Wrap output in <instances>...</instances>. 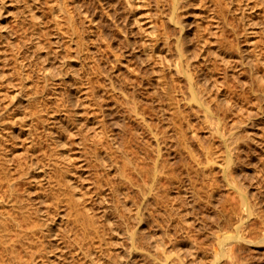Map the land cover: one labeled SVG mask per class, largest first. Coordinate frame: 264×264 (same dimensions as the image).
<instances>
[{"label":"rangeland","instance_id":"obj_1","mask_svg":"<svg viewBox=\"0 0 264 264\" xmlns=\"http://www.w3.org/2000/svg\"><path fill=\"white\" fill-rule=\"evenodd\" d=\"M14 1H17L20 7ZM54 1L59 3L62 0ZM54 1H33L34 5L41 6L38 9L34 8L37 14L40 13L43 16H41L40 26L30 21L31 12L29 13L28 10L30 0L25 2L24 0H4L5 9L2 8L0 13L2 16L0 25H3L5 21L8 24L5 27L4 23V28L10 27L9 33H6L7 38L4 33L7 29L1 31L4 36L0 33V44L9 38L8 43L5 42L6 46L5 43L0 45V64L5 61L4 59L7 62L0 67L2 69L0 75L8 72L6 76L4 74L0 76L2 79V82L0 81V87L2 86V89L0 88L2 92L0 94L2 95L0 125L5 121L10 125L8 126L5 122L7 127L0 126L3 128L0 129L3 130L0 131V139H4L2 144H6L11 149L12 145L16 146L20 143L21 137H25V132L21 133L17 127L19 126L18 129H20V126H28L27 124L30 123L28 117L36 116L31 114L32 111H36V107L26 108L27 112L24 110L25 114L27 113L23 120L25 125L21 121L18 122V118V124L15 122L16 125H13L10 122L12 117L10 112L15 110L13 112L20 116V105L22 103L27 105L25 102H28L33 94L30 88L33 85H37L38 89L40 84L37 95L41 93L38 97L42 105L41 116L44 118L43 125L40 121L37 122L39 123L37 124L38 132H40L39 149L44 151V154L40 153L39 158L41 174L30 184L27 183L28 186L26 185L28 180L23 184L21 181L19 190L36 189V193L29 195L32 198L37 196L38 192L49 193L50 187L56 186L55 179L64 174L70 178L68 183L71 182L74 186L73 193L76 196L81 194L80 199H84V202L78 205L82 211L68 206L66 200L60 201V216L57 215L53 222L54 232L57 228L62 229L57 232L60 234V241L57 242V246L60 244V252L59 257L50 259L48 264L56 262V264H64L63 256L69 249L76 255V262L84 260L82 256L85 255V248L93 245L95 249L97 245L94 244L98 240L94 225H102V231L105 229L104 237L107 242L106 251H108H105V254L113 255L114 258L116 253L120 255L119 264H182L181 262L210 264L216 253V235L231 233L234 224L239 222L237 219L239 214L243 212L240 209L242 213H237L238 207H235L237 193L226 184L221 173L224 153L221 138L207 122L202 108L191 107L192 101L188 97L184 76L170 72L174 70V61L178 58L175 43L181 32V27L170 20L171 0H68L72 11V21L69 22L66 19L67 14L62 15L56 10L59 14V23L50 20L54 17L50 14L52 12L49 6ZM180 4L178 11L182 17L184 31L188 34L184 46L187 48L186 55L190 56L189 61L193 71L195 70L194 73L199 74L202 70L203 74H207L206 78L214 84H212L213 87L208 86L209 96L212 95L214 101L219 98L229 101L228 99L232 98L229 101L230 103L232 101V108L225 109L217 108L216 101L207 96L212 111L219 117H225L222 124L226 130L235 125L240 127L241 137L246 135L244 137L247 139L246 142L240 143V146L244 147L235 149L234 153L241 157L237 168V171L240 170L238 175L245 182L250 198L252 202L255 201L254 205L257 209L254 211L256 215L252 213L246 216L244 222L246 227H244L251 228V237L261 238L264 236V0H181ZM55 6L57 5L54 2L53 7ZM22 8L23 10L20 11ZM16 12L19 14L17 15ZM17 26L20 27L19 30ZM35 27L40 30L43 28L39 40L46 41L44 56L48 59L44 62V66L50 67L54 75V80H50L48 85L41 76L43 51L31 44L35 41L32 36L40 33L39 29L35 30ZM29 29L33 32H29ZM22 31L27 33L23 34ZM43 32L47 35H42ZM11 34L15 35L11 36ZM17 40L23 42L18 43ZM10 41L15 42L12 43V47H10ZM28 42H31L33 47L30 46V48ZM151 45H154V57L148 55ZM22 50L28 52L24 53ZM32 50L35 53H32L33 57L30 54ZM47 50L51 52L47 53ZM13 51L18 54H13L17 59L12 55L15 53ZM55 53L56 57H54ZM26 57L29 58L26 59ZM31 57L33 59H30ZM18 58L24 60L25 72L29 73H27L28 76L33 72L25 82L20 77L21 62ZM172 61L173 64H170ZM17 75L18 81L16 78V80L13 79ZM4 78L9 80L6 81L7 79L4 80ZM208 80L206 79V83H209ZM162 81L166 83L161 84ZM4 85H6L5 88ZM162 85L167 92V87L175 86V91L171 88L169 90L174 95L171 99L172 103L161 91ZM28 88L30 91H26ZM40 90L42 91L39 92ZM6 92L7 97H5ZM16 97H20L22 102ZM12 100L13 102L10 103ZM18 100L19 104H16ZM133 101L137 103L140 114L135 115L132 111ZM34 103L35 101L32 105ZM143 115L154 128L151 131L143 127ZM7 128L10 129L9 132ZM11 130L17 132L20 137L12 139V136L8 134ZM179 132L183 135H179ZM3 133L4 136L8 135L7 143L6 138L1 137ZM154 133H158L162 150L159 162L156 161L159 171L154 177L155 185L148 189L154 176L153 166L157 158L154 150L156 148ZM9 138L12 140L10 141ZM59 138L62 142L57 144L56 139ZM22 142L27 145L28 139H22L19 145H22ZM18 144L14 148L17 153L20 151ZM1 152L0 148V156L3 153ZM208 156L210 159H206ZM89 159L92 160L91 163ZM131 163H134L138 170L141 169V172L135 171ZM204 169L207 171L205 172ZM171 172L182 177L183 186H176L175 183L170 182L168 177ZM189 182L196 188L195 193L191 192ZM137 184L141 185V189ZM209 184L214 186L212 191L214 195L210 197V201L207 199L208 191L212 187ZM102 196L104 198H101ZM165 204L180 206V216L182 215L185 219V223L182 224L190 225V227L188 225L189 240L195 243L200 241L196 254L193 252V255L191 252L188 254L189 251L184 250L186 243L190 241L185 240L187 236L181 237L184 233L180 234L179 231L183 229L176 230L179 232L176 233L174 225L172 229L171 226L167 227L169 217L166 213L168 206ZM45 207L46 203L42 205V209ZM85 207L88 209V216L82 219L81 213L86 210ZM135 207L150 213L153 221L149 217L139 220L133 214ZM124 214L128 216L126 223L122 219ZM79 217L81 219L78 222L76 219ZM106 218L111 221L113 227H119L115 236H109ZM175 220L174 218L172 223H175ZM169 222H171L170 219ZM127 228L136 229L138 247L134 253H131L132 258L127 255L130 247V241L126 237ZM168 228L171 234L166 231ZM172 234L175 236L179 234V239H174L178 237L169 238L174 241L180 240V246L183 247L179 248L182 250H179L181 253L178 251L181 259L176 258V253L174 252L175 255L173 253L176 248H173V244H178V241L172 244L166 237L173 236ZM159 238L165 241L166 256L161 249L158 251L153 246L156 244L154 240ZM194 238L197 240H193ZM77 257H80V260ZM162 258L168 260L165 261L167 263L162 262ZM230 262L264 264V239L262 242L253 244L245 242L236 244L217 264H230Z\"/></svg>","mask_w":264,"mask_h":264},{"label":"bare ground","instance_id":"obj_2","mask_svg":"<svg viewBox=\"0 0 264 264\" xmlns=\"http://www.w3.org/2000/svg\"><path fill=\"white\" fill-rule=\"evenodd\" d=\"M13 1V0H12ZM19 1V0H18ZM31 2L29 3V5H27L26 3L28 1H26V5L29 6V13L31 14L30 18H28V20L30 19V21L32 20L33 22H35V24L39 25L40 26V20L42 19V15L39 13L37 14L35 11H34V8L37 7H41V6H38V5H34V2L35 0H30ZM34 1V2H33ZM54 1V0H53ZM8 2V1H7ZM14 2H17V1H14ZM21 2V1H20ZM25 2V0H24ZM22 2V3H24ZM37 2V0H36ZM50 2V1H49ZM54 2L56 3L57 6L53 7L54 6ZM53 4L51 5L50 3V6L49 8L51 9V12L53 13H50L51 16L53 15V19H50V20H53L55 23L58 22V12L62 13V15H66V19L71 22L72 21V14H71V8L69 7V2L68 0H62L59 3H57L56 1H54ZM13 3V2H12ZM11 3V4H12ZM21 3V4H22ZM181 3V0H171L170 1V9H171V14H170V20L172 22H174L175 24H178L180 27H181V32L180 34L177 36V39H176V43H175V48H176V51H177V54H178V58L174 61V64H175V68H173L174 70H170V72L172 71V73H176V74H182L185 78V82L187 84V91H188V97H190V100L192 101L191 103V107L192 108H202V111H204V116L207 120V122L210 124V126H212V129L218 133L219 137L221 138V144H223V147H224V153L222 154L223 155V162H221L222 164V172L223 173V179L224 181L226 182V184H228L230 186V188H232L233 190L232 191H235L237 193V204H236V208L238 207L237 209V213H242V214H237L239 217L237 218L239 222H237V224L233 226V231L231 233H223V234H220V235H216V242H215V256H214V259L213 261L210 263V264H217V262L223 258V257H226L227 254H228V251L232 250V248H234V246L238 243H247V244H250V243H256V242H262V239H264V236H262L261 238L258 237L256 239V237L254 238V236L251 237L250 235V229H246L245 225H244V222L246 220V216H249V215H252V213H254L255 209V201L252 202L251 198H250V193L248 192V189L246 188V184L245 182L242 180V177L240 178V170L237 171V168L239 167V163L241 162L240 158L238 155H236L234 152V150L240 146V143L241 141H244V143L246 142L247 139H244V137H246V135L242 138L241 137V134L239 133V129L240 127L238 126H235L231 128H228L227 130L225 129V127L223 126L222 124V120L223 118H225L224 116L223 117H219L218 115H216L214 113V111H212V106L210 105V102H209V99L207 96H209V91L208 90V86L209 87H213V85L210 83V81L208 80V78H206L207 74H203L200 70H197V71H200L199 74H195L194 71H193V66H191V62L189 61V58L190 56H187L186 55V51H187V48L184 46L186 40H187V33H185L184 31V26H183V21H182V17H181V14L179 13L178 11V8L180 7V4ZM5 4L7 5V3L5 2ZM9 4V3H8ZM17 6H19V3L17 2ZM4 5V0H0V13H2V8ZM15 5V4H14ZM23 5V4H22ZM21 5V7H22ZM25 5V6H26ZM40 5V4H39ZM10 6V5H9ZM23 6V7H25ZM14 7V6H13ZM20 7V6H19ZM19 7H18V10H19ZM28 8V7H27ZM5 9V8H4ZM17 9V7L15 8ZM14 9V11H15ZM36 9V8H35ZM42 9V8H41ZM10 10V9H9ZM8 10V11H9ZM17 10V11H18ZM23 10L20 9V11ZM26 10V8L24 9ZM57 10V11H56ZM7 11V12H8ZM13 11V10H11ZM13 11V12H14ZM19 11V12H20ZM41 11V10H40ZM6 12V13H7ZM23 12V11H22ZM44 13V12H42ZM57 13V14H56ZM5 14V13H4ZM7 14H11V13H7ZM16 14L18 15L19 13L16 12ZM15 14V15H16ZM24 14V12L22 13ZM46 14V13H45ZM44 14V15H45ZM25 15V14H24ZM6 16V15H4ZM8 16V15H7ZM11 16V15H10ZM14 15L12 14V17ZM27 16H28V12H27ZM26 16V17H27ZM42 16V17H41ZM0 17L1 14H0ZM17 17V16H16ZM46 17V16H45ZM7 18V17H5ZM3 18V19H5ZM9 19V17H8ZM25 19V18H24ZM27 19V18H26ZM46 19V18H44ZM8 21V20H7ZM26 21V20H24ZM31 21V23H32ZM43 22V21H42ZM5 23V21H4ZM3 23V25H4ZM30 23V22H29ZM30 23V24H31ZM59 23V22H58ZM6 24V23H5ZM8 24V22H7ZM4 25L5 27L7 26ZM29 24V26H30ZM42 24V23H41ZM44 24L45 23V20H44ZM3 25H0V33L2 31V29H7V28H4ZM32 25V24H31ZM34 25V23H33ZM36 25V26H37ZM43 25V24H42ZM58 25V24H57ZM35 26V25H34ZM33 26V28H34ZM32 27V26H31ZM30 27V28H31ZM10 27H8L9 29ZM17 26V30H19ZM6 30L5 33V37H6V33H9L10 30ZM39 29V28H38ZM37 27H35V30L37 31L38 30ZM45 29V28H44ZM16 30V29H15ZM34 30V29H33ZM43 31V28L41 29ZM41 30L39 29L40 33H38V35L36 34L35 36H32V38L35 40L34 43H31L32 45L35 46V48L37 49H41L43 51V54L41 55L42 56V60H43V64H42V71H41V76L43 78L44 81H46L45 83L48 85L50 80H54V75L53 73L51 72V69L50 67L48 66H44V62L47 61V57L44 56V53H45V42H43L42 40L40 41L39 40V36L41 34ZM16 32V31H15ZM27 33V31H25ZM25 32L22 31V33L24 34ZM29 32H33L31 31V29H29ZM46 32V31H45ZM43 32V33H45ZM12 33V31H11ZM35 33V32H34ZM42 35H47L46 33ZM2 34V33H1ZM16 34V33H15ZM15 34H11L12 35H15ZM30 34V33H29ZM4 36V34H2ZM10 35V34H9ZM8 35V36H9ZM17 35V34H16ZM21 35V34H20ZM10 36V38H11ZM28 36V34L26 35ZM25 36V37H26ZM30 36V35H29ZM2 37V36H1ZM4 37V38H5ZM20 37V36H19ZM24 37V35H23ZM22 37V38H23ZM3 38V41H5V38ZM46 38V37H45ZM44 38V39H45ZM9 39V38H8ZM7 39V40H8ZM16 39H18V37L16 36ZM21 39V37H20ZM30 39V38H29ZM41 39V38H40ZM6 40V41H7ZM19 40V39H18ZM16 41V42H20V41ZM23 41H25L24 39H22ZM32 40V39H30ZM46 40V39H45ZM5 41V42H6ZM23 41H21L20 43H22ZM27 41V40H26ZM29 41V40H28ZM2 42V40H1ZM5 42L1 43V44H4ZM11 42V41H10ZM14 41L11 42V46H13V43ZM8 43V41H7ZM5 43V46L6 44ZM15 43V42H14ZM25 43V42H24ZM29 43V42H28ZM29 43V47L32 46L31 44ZM58 43V42H57ZM0 44V45H1ZM17 45V44H16ZM15 45V47H16ZM22 45V44H21ZM24 45V44H23ZM26 45V43H25ZM24 45V46H25ZM28 45V44H27ZM9 47V45H8ZM19 47V45L17 46ZM26 47V46H25ZM33 47V46H32ZM151 50L149 51L148 55H150L151 57H154V45H151ZM5 48V47H4ZM14 48V47H13ZM23 48V47H22ZM31 48V47H30ZM34 48V49H35ZM10 51H11V48H9ZM27 49V48H26ZM26 49L24 51H26ZM33 49V48H32ZM33 49V50H34ZM13 50V49H12ZM16 50V49H14ZM28 50V49H27ZM31 51L30 54L32 55V53H34V51ZM7 51V50H6ZM17 51H18V48H17ZM21 52V50H19ZM23 51V50H22ZM23 51V52H24ZM40 51V50H39ZM41 51V52H42ZM5 52V51H4ZM15 52V51H13ZM28 52V51H27ZM27 52H24V53H27ZM51 51L47 50V53H49ZM12 53V52H11ZM37 53V52H36ZM40 53V52H39ZM13 54H17L16 52L15 53H12ZM22 54V53H21ZM35 54V53H34ZM13 55V56H15ZM18 55V54H17ZM27 55V54H26ZM37 55V54H36ZM39 55V54H38ZM28 56V55H27ZM34 55H32L33 57ZM56 53H55V56L56 57ZM16 57V56H15ZM22 57V55H21ZM25 57V56H24ZM30 58V59H33V58ZM40 57V55H39ZM29 58V57H26V59ZM35 58V57H34ZM41 58V57H40ZM12 59V58H11ZM17 59V57H16ZM20 59V62H21V65H20V71L19 73L21 72V76L22 77V81H26V79L31 76L33 72L30 73V75L28 76L27 73L25 72V67H26V64L24 63V60H22V58H18V60ZM169 59V57H168ZM6 61V59H4ZM4 61V62H5ZM29 61V60H28ZM36 61V60H34ZM33 61V62H34ZM37 61H39L37 59ZM1 62V61H0ZM3 62V60H2ZM3 62V63H4ZM9 62V61H8ZM2 64H0L2 67ZM4 64H7V62H5ZM20 64V63H19ZM33 64V63H32ZM35 64V62H34ZM33 64V65H34ZM170 64H173V61L170 62ZM12 65V64H10ZM4 66V65H3ZM37 66V65H36ZM6 67V66H5ZM7 67H10V66H7ZM13 67V65H12ZM10 67V68H12ZM19 67V66H18ZM41 67V65H40ZM49 68V69H48ZM9 69V68H8ZM41 69V68H40ZM2 69H0L1 71ZM10 70V69H9ZM12 70V69H11ZM10 70V71H11ZM15 70V69H14ZM27 70V69H26ZM32 70V69H31ZM16 71H17V67H16ZM14 71V72H16ZM17 71V72H18ZM13 72V70H12ZM16 72V73H17ZM204 72V71H203ZM8 72H6L7 74ZM4 73H2V75L0 76H3ZM6 74H4L6 76ZM9 74L11 75H14L13 73L9 72ZM8 74V76H9ZM18 74V73H17ZM29 74V73H28ZM10 75V76H11ZM257 75H259L257 73ZM7 76V77H8ZM12 77V76H11ZM17 76H15L13 79H15ZM19 77V78H20ZM40 77V76H39ZM9 78V77H8ZM31 78V77H30ZM29 78V79H30ZM203 78V79H202ZM257 78V77H256ZM259 78V76H258ZM1 79V78H0ZM7 79V78H6ZM4 78V80H6ZM17 81L19 80L18 78H16ZM15 79V80H16ZM202 80H204L205 84L202 83ZM206 79L208 80L207 82L209 83H206ZM211 79V78H210ZM261 79V78H259ZM3 80V81H4ZM9 79H7L6 81H8ZM2 82V79L0 80ZM4 81V83L6 82ZM17 81L14 83H17ZM21 81V79H20ZM214 81V80H213ZM212 82V81H211ZM7 83V82H6ZM29 83V86L31 85L30 81L28 82ZM166 82L165 81H162L161 84H165ZM3 84V83H2ZM1 84V85H2ZM25 84V83H24ZM23 84V85H24ZM11 87H12V84H10ZM16 85V84H15ZM22 85V86H23ZM26 85V84H25ZM28 85V84H27ZM26 85V86H27ZM33 85V84H32ZM40 85V84H39ZM39 85H38V89H39ZM6 85H4V88H5ZM26 86H23V87H26ZM7 87H8V84H7ZM17 88V86H15ZM13 87V88H15ZM19 87V85H18ZM2 89V86L0 87ZM31 89V92H33V94L31 95V97H29L28 99V102L26 101L25 103L27 105H23V103L20 105V116H17L16 115V112L14 113L13 111H11V121L9 120V118H7V120H9L11 123H13V125H16L15 122L17 123V120L18 122L21 121L23 122V120H25V111L27 110L26 108H32V107H36V111H32L31 114H33L32 116H34L33 118L30 115V112L28 114V120H29V124H27L28 126H26L24 123L25 126H20V129H18L17 127V130L21 131V133H24L25 132V137H21V141L22 139L24 138H27L28 139V143L27 145L23 144L22 142V145H19L21 144V141L20 143L18 144L19 147H20V151H18V153L16 152V149H14L16 146L12 145V148H8L5 145L2 144V142L4 143V139H0V148H1V152L2 155L0 156V264H48L49 263V260H53V259H56L59 257V247H60V244H58L57 246V242H59V237H60V234L57 233L58 231H61L62 229L61 228H57L56 229V232H54V229H53V225H54V219L57 215L60 216V201L62 200H66L67 201V205L68 206H71L77 210H79L80 208L78 207V205L82 202H84L83 200L84 199H80L82 198V195L79 194L78 196H76L74 193H73V184L71 182L68 183V181H70V178L69 177H66L64 174H61L60 177H58L57 179H55V183H56V186H52L50 187V191L49 193L46 192V193H37V196H35L34 198H32L31 196L29 195H32V193H36L37 190L34 189V190H28V189H25L22 190H19V185H20V182L23 181L21 184L24 183V181L26 182V180H28L26 182V185L27 183H31L34 179H37L38 176H40V172L42 171L41 169H39L41 166H40V153L42 152V154H44V151L42 149H39V144H40V132H38V127H37V123L38 121H40L41 123L43 122L44 123V118L41 116L42 113L40 111L42 107V105H40L39 103V95H37V85H33ZM30 88L26 89L30 91ZM163 90L161 89V91L166 94L168 96V99L170 100V103H172V100L174 95L170 93L169 90H173L175 91V86L174 88H169L167 87L168 89V92L166 91V88L162 87ZM0 89V90H1ZM22 89V88H20ZM42 89V88H41ZM45 89V87H44ZM9 90V89H8ZM13 90V89H12ZM15 90V89H14ZM25 90V89H24ZM33 90V91H32ZM43 90V89H42ZM42 90H40L39 92H41ZM3 91V90H2ZM19 91V89H18ZM217 91V89L215 90ZM219 91V90H218ZM9 92V91H8ZM14 92V91H13ZM17 92V91H16ZM25 92V91H24ZM23 92V94H24ZM2 92H0L1 94ZM15 93V92H14ZM17 93H20V92H17ZM218 93V92H217ZM10 96H11V93L9 92L8 93ZM16 94V93H15ZM15 94H13L15 96ZM4 95V94H3ZM28 95V94H27ZM222 95V94H221ZM2 96V95H1ZM0 96V97H1ZM7 92H6V96L7 97ZM18 96V94L16 95ZM20 96L22 97V95L20 94ZM25 95H23V98H24ZM186 96V95H185ZM212 96V95H211ZM209 96L210 98H212L213 100V97ZM219 96V94H218ZM4 97V96H3ZM215 97V96H214ZM223 97V96H222ZM11 98V97H10ZM17 98V97H16ZM15 98V100H16ZM20 99V97H18ZM17 98V99H18ZM13 99V98H12ZM25 99V98H24ZM27 99V98H26ZM187 99V98H186ZM216 99V97H215ZM232 99V98H231ZM230 98L228 99L229 101L231 100ZM6 100V99H4ZM14 100V99H13ZM13 100L10 102L12 103ZM21 100V99H20ZM189 100V99H188ZM3 101V99H2ZM7 101H10V100H7ZM33 101H35V103L37 102V104L34 103L33 104ZM211 101V100H210ZM214 101V100H213ZM216 101V105H217V108H232V101L231 103L227 100H225V98L221 99L219 98V100H215ZM214 101V102H215ZM218 101V102H217ZM22 102V100H21ZM212 102V101H211ZM2 103V102H0ZM7 103V102H6ZM5 103V104H6ZM9 103V104H10ZM24 103V104H25ZM133 106L131 107L132 108V111L134 112L135 115H137L138 113L140 114L139 110H138V107H137V103L133 101ZM7 104V105H9ZM15 104V102H14ZM16 104H19V100H18V103L16 102ZM13 105V104H12ZM11 105V106H12ZM190 105V104H189ZM5 106V109L6 108V105ZM14 106V105H13ZM12 106V108H14ZM9 107V106H7ZM17 108V107H16ZM216 108V107H215ZM9 109V108H8ZM26 109V110H25ZM18 110V109H17ZM25 110V111H24ZM31 110V109H29ZM33 110V109H32ZM24 111V112H23ZM28 111V110H27ZM26 111V112H27ZM13 112V113H12ZM24 113V114H23ZM40 113V114H39ZM6 114V113H5ZM8 114V113H7ZM6 114V115H7ZM1 115V114H0ZM224 115V113H223ZM226 115V114H225ZM10 116V114H9ZM221 116V115H220ZM1 117V116H0ZM185 117V116H184ZM2 118V117H1ZM0 118V119H1ZM18 118V119H17ZM4 119V118H3ZM6 119V117H5ZM34 119H38V120H34ZM74 121V120H73ZM180 121V120H179ZM1 122V120H0ZM6 122V121H5ZM3 122L1 125H3L2 127H4V123ZM9 125V122H6ZM10 123V124H11ZM42 123V125H43ZM142 123H143V127H145L146 129L148 128V130H152L154 129L150 124L149 122L147 121V119L145 118V116L143 115L142 116ZM18 124V123H17ZM0 125V126H1ZM13 125H11L13 127ZM23 125V124H22ZM6 126V125H5ZM181 126V125H180ZM179 126V127H180ZM7 127V126H6ZM23 127V128H21ZM0 129H3V128H0ZM11 129V127H10ZM10 129L7 128V131ZM15 129V128H14ZM180 129V128H179ZM5 130V129H4ZM1 131V130H0ZM3 131V130H2ZM1 131V132H2ZM8 131V132H9ZM16 131V130H15ZM68 131V130H66ZM70 131V130H69ZM6 132V130H5ZM7 133V132H6ZM72 132L70 131L69 134H71ZM10 136H12V139L16 137L17 139V136L20 137V135H17V132L15 133L14 130H11L10 133ZM19 134V133H18ZM50 134V133H49ZM179 135H183L181 134V132H179ZM8 135H5L4 136V133L1 135V137L3 138H6V143H7V137ZM23 136V135H22ZM248 136V135H247ZM249 138V137H247ZM251 138V137H250ZM11 139V140H12ZM154 139H155V144H156V148H154L155 150V155L157 156L156 160H155V163H154V166H153V178L148 186V189H151L152 186H154V180H155V174L157 171H159V166L157 165V162H159V157L161 156V150H162V147L160 145V141H159V136H158V133H154ZM10 140V138H9ZM10 140V141H11ZM26 140V139H25ZM9 141V142H10ZM15 141V140H14ZM19 141V140H18ZM17 141V142H18ZM26 142V141H25ZM56 142L57 144L61 143L62 140L59 138L58 140L56 139ZM14 143V142H13ZM16 143V142H15ZM249 144V143H248ZM9 146V145H8ZM222 146V145H221ZM248 146V145H246ZM244 147V146H243ZM241 147V148H243ZM208 149V148H207ZM212 150V148H210ZM5 150V152H4ZM39 150V151H38ZM9 151V153H8ZM15 151V152H14ZM207 151V150H206ZM214 151V150H213ZM223 151V150H222ZM14 152V153H13ZM206 153H209V152H206ZM213 153V152H211ZM215 153V152H214ZM39 154V155H37ZM210 154V153H209ZM238 154V153H237ZM211 156V155H209ZM209 156L206 158L208 159ZM109 158L112 159L111 155H109ZM210 159V158H209ZM90 163H91V159H89ZM209 163V162H208ZM131 167H133V169L136 171H139L141 172V169H140V166H139V169L138 170L135 166V164L131 163ZM60 170V169H59ZM205 171V169H204ZM207 171V170H206ZM205 171V172H206ZM237 172V173H236ZM208 173V172H207ZM170 179V182H173L176 184V186H183L184 185V180L182 179L181 176L177 175L176 173L174 172H171V174L169 175L168 177ZM211 178V177H210ZM212 179V178H211ZM36 181V180H35ZM191 181V180H190ZM37 182V181H36ZM210 183L212 181H209ZM132 183V182H131ZM154 184V185H153ZM209 186H207V188L209 187V189L206 188V190H209L208 191V196H207V199L210 201V197H212V191H214L213 189V185L212 184H209ZM25 186V185H24ZM28 186V185H27ZM26 186V187H27ZM137 186L139 187V189H141V185L140 184H137ZM21 187V186H20ZM189 187L191 188V192L192 193H195L196 192V188L194 186H192V183L189 182ZM205 187V186H204ZM21 189V188H20ZM144 194V192H143ZM75 196V198H74ZM101 198H104L103 196ZM207 199L206 202H207ZM34 201V202H32ZM208 201V202H209ZM46 203V207L45 209H42V205ZM174 204V203H173ZM166 205V204H165ZM164 205V206H165ZM168 206V207H166ZM166 213H167V216L169 217L170 221L169 222V219H167V227H170L171 226V229L172 228H176L174 231L176 232V230H181L183 229L182 231H179L181 232L180 234L184 233L183 236L181 235V237H184V236H187V238H185V240H189V229H188V225H184L182 223H185V219H183L182 215L180 216V206H177L176 204L173 206L172 204L169 206L168 204L166 205ZM86 210H84L82 213H81V216H82V219L85 218V216H88V209L87 207H85ZM240 209H242L240 211ZM81 210V209H80ZM239 210V212H238ZM82 211V210H81ZM131 211V210H130ZM128 212H126L127 214ZM257 213V212H256ZM126 214H124V218L123 219V222L126 223V218L128 217ZM134 216H136L139 220H142L143 218L145 219L146 218H150L151 221H153V217L151 216L150 213L148 212H145V211H142L140 209V207H135V211L133 212ZM78 215H80V212L78 211ZM254 215H256L254 213ZM177 216V217H175ZM179 217H182V218H179ZM174 218L176 219L175 223H172V221L174 220ZM178 218V220H177ZM81 219V217L77 218L76 220L79 222V220ZM236 219V220H237ZM90 223H92V221H89ZM169 222V223H168ZM187 223V221H186ZM170 224V225H169ZM264 224V222H263ZM116 225V224H115ZM174 225V227H173ZM106 226H107V229H108V233L110 234L109 236H115L117 233H118V228L117 226H112L111 224V221L106 218ZM245 226V227H244ZM166 227V228H167ZM190 227V225H189ZM94 230H95V233H96V237H98V240L97 242H95L94 244H97L95 249L93 248V245L92 246H89L88 248H85L86 250H84V256H82V258H84V260H81L79 262H76L75 261V257L76 255L71 253V250H67L65 253H64V256H63V259H64V264H75V262L77 264H119V260L121 259L120 258V255H115V258L113 255H109V254H105L106 252V249H107V242L105 240V232L104 230L102 231V225L100 226H97V225H94L93 226ZM181 228V229H180ZM169 229L168 230L166 229V231L169 233ZM171 231V230H170ZM173 231V232H174ZM174 232V233H175ZM179 232H176V233H179ZM164 233H165V230H164ZM126 237L129 239L130 241V247L128 249V254L129 255V258H132L131 253H134L135 252V249H137L138 247V244L136 242V229L134 230H129L128 228L126 229ZM167 234V233H166ZM171 234V233H169ZM173 236H166L168 237V242L172 243L173 242H177L178 241V244H173V253L174 255L176 256V258H180L181 257L179 256V252L182 251L181 249L179 248H183L180 246V243L179 241L180 240H177V241H174L172 240L171 238L169 237H178V238H174L175 240L176 239H179V234L177 236H175V234H172ZM180 237V239H182ZM251 237V238H250ZM196 238H194L193 240H195ZM184 240V239H183ZM184 240V241H185ZM187 240V241H188ZM197 240V239H196ZM195 240V241H196ZM156 242V244H154L153 246L155 248H157V250L159 251V249H161V252L164 253L165 252V241L162 239V238H159V239H155L154 240ZM190 241V240H189ZM111 241H109V244L111 245L110 243ZM121 242V241H120ZM119 243V242H118ZM182 243H185L182 241ZM198 243V241H197ZM195 243L194 241H190L187 244L186 248H184V250H188V254H192L197 252L198 250V247L197 245H199V243L197 244ZM185 244V245H186ZM179 245V246H178ZM80 247L82 245H79ZM184 246V245H183ZM109 247V246H108ZM178 247V248H177ZM201 247V245H200ZM94 249V250H93ZM177 249V250H176ZM180 250V251H179ZM183 250V251H184ZM200 250V249H199ZM106 251V252H105ZM179 251V252H178ZM172 252V251H171ZM68 253V255L66 256V254ZM181 253V252H180ZM183 253V252H182ZM167 254V253H166ZM166 254L164 253V256H166ZM185 254V252H184ZM196 254V253H195ZM193 255V254H192ZM163 256V257H164ZM169 256V254L167 255ZM53 257V258H52ZM161 257V256H160ZM78 260H80V257H77ZM166 258V257H165ZM161 259V258H160ZM159 259V260H160ZM167 259V258H166ZM134 260V259H133ZM163 260V261H162ZM162 262H165V261H168V260H164L162 258ZM177 260V259H176ZM179 261V260H177ZM182 261V260H181ZM57 263V262H56ZM55 263V264H56ZM128 263V262H126ZM167 263V262H165ZM182 264H184V262H181ZM135 264V263H133ZM230 264H235L234 262H230Z\"/></svg>","mask_w":264,"mask_h":264}]
</instances>
